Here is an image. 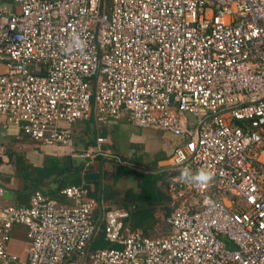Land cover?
Segmentation results:
<instances>
[{"label": "built area", "instance_id": "built-area-1", "mask_svg": "<svg viewBox=\"0 0 264 264\" xmlns=\"http://www.w3.org/2000/svg\"><path fill=\"white\" fill-rule=\"evenodd\" d=\"M74 32L84 54L64 51ZM0 115L42 145H68L59 124L91 116L180 140L164 235L113 209L114 247L88 251L99 226L86 189L65 186L64 205L35 188L27 206L0 205V264H264V0H0ZM104 141L84 156L122 163ZM184 168L214 177L185 183ZM17 225L24 259L9 251Z\"/></svg>", "mask_w": 264, "mask_h": 264}, {"label": "crops", "instance_id": "crops-1", "mask_svg": "<svg viewBox=\"0 0 264 264\" xmlns=\"http://www.w3.org/2000/svg\"><path fill=\"white\" fill-rule=\"evenodd\" d=\"M3 1L11 4V0ZM59 125L71 132L68 145L36 144L0 115V184L5 188L0 205L27 206L35 188H41L60 204L71 205V200L61 194V186H82L87 198L96 202L93 220L99 230L104 226L107 211L121 209L130 212L123 223L131 231L148 237L164 235L170 210L167 165L180 140L157 129L138 127L125 115L103 123L95 122L91 116ZM96 138L105 139L100 149L113 151L122 163L101 156H84L97 145ZM147 179L156 180L155 188L143 193ZM142 211H148L146 216L137 214ZM11 235L9 251L24 259L28 245L26 228L14 226ZM70 262L81 261L73 256L62 264Z\"/></svg>", "mask_w": 264, "mask_h": 264}, {"label": "clouds", "instance_id": "clouds-1", "mask_svg": "<svg viewBox=\"0 0 264 264\" xmlns=\"http://www.w3.org/2000/svg\"><path fill=\"white\" fill-rule=\"evenodd\" d=\"M87 43L78 33H73L69 43L64 47L65 53H72L79 51L84 54ZM214 173L203 168L193 173L190 169L184 168L181 171L180 179L185 183H192L197 185H207L212 181Z\"/></svg>", "mask_w": 264, "mask_h": 264}, {"label": "trees", "instance_id": "trees-1", "mask_svg": "<svg viewBox=\"0 0 264 264\" xmlns=\"http://www.w3.org/2000/svg\"><path fill=\"white\" fill-rule=\"evenodd\" d=\"M155 182H156V180H154V179H147V182L143 186V193L152 192V190H154V188H155ZM143 196H144V194H143ZM147 213H148V211H145V212H143V211L142 212H137L138 215L139 214H142L144 216H146ZM111 247H114V246H111L105 240L104 230L102 228L101 230H99L96 233V235L91 240V243H90V246H89V250L90 251H97V250H101V249H108V248H111Z\"/></svg>", "mask_w": 264, "mask_h": 264}, {"label": "water", "instance_id": "water-1", "mask_svg": "<svg viewBox=\"0 0 264 264\" xmlns=\"http://www.w3.org/2000/svg\"><path fill=\"white\" fill-rule=\"evenodd\" d=\"M64 187H65V184H63V185L61 186V190H62ZM61 190H60V191H61Z\"/></svg>", "mask_w": 264, "mask_h": 264}, {"label": "rangeland", "instance_id": "rangeland-1", "mask_svg": "<svg viewBox=\"0 0 264 264\" xmlns=\"http://www.w3.org/2000/svg\"><path fill=\"white\" fill-rule=\"evenodd\" d=\"M165 134H169V133H165ZM71 263L74 264L73 262H70V264H71Z\"/></svg>", "mask_w": 264, "mask_h": 264}]
</instances>
